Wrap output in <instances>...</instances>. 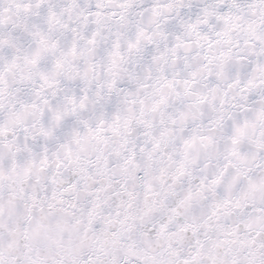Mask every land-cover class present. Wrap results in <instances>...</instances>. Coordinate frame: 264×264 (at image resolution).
Returning a JSON list of instances; mask_svg holds the SVG:
<instances>
[{"label":"clouds","instance_id":"obj_1","mask_svg":"<svg viewBox=\"0 0 264 264\" xmlns=\"http://www.w3.org/2000/svg\"><path fill=\"white\" fill-rule=\"evenodd\" d=\"M0 264H264V0H0Z\"/></svg>","mask_w":264,"mask_h":264}]
</instances>
